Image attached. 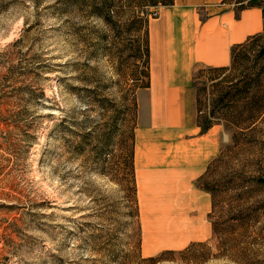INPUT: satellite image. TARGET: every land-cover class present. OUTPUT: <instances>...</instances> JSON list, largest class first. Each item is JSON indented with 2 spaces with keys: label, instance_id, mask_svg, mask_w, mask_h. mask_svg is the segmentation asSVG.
I'll list each match as a JSON object with an SVG mask.
<instances>
[{
  "label": "rangeland",
  "instance_id": "1",
  "mask_svg": "<svg viewBox=\"0 0 264 264\" xmlns=\"http://www.w3.org/2000/svg\"><path fill=\"white\" fill-rule=\"evenodd\" d=\"M164 1L0 0V264H264V114L237 143L219 124L221 153L201 177L215 197L197 184L207 216L198 195L186 224L142 214L137 90ZM258 43L226 85L264 69V32ZM212 76L196 85L213 105Z\"/></svg>",
  "mask_w": 264,
  "mask_h": 264
},
{
  "label": "crops",
  "instance_id": "2",
  "mask_svg": "<svg viewBox=\"0 0 264 264\" xmlns=\"http://www.w3.org/2000/svg\"><path fill=\"white\" fill-rule=\"evenodd\" d=\"M262 31V7L232 0H173L149 22L148 74L137 90L133 154L144 216L175 208L179 214L165 211L154 219L186 224L194 218L188 210L197 195L203 198L198 218L207 216L211 196L197 182L221 153L223 127L199 125L194 76L200 68L229 65L232 48ZM174 202L180 206H170Z\"/></svg>",
  "mask_w": 264,
  "mask_h": 264
},
{
  "label": "trees",
  "instance_id": "3",
  "mask_svg": "<svg viewBox=\"0 0 264 264\" xmlns=\"http://www.w3.org/2000/svg\"><path fill=\"white\" fill-rule=\"evenodd\" d=\"M254 1L255 0H248V3H246L247 1L239 0L237 3H240L242 7L245 5H257ZM164 2V4H170L173 0H165ZM263 32L264 31L251 36L243 43L235 45L231 50V63L229 65L205 67L197 70L194 76V85L197 91V121L203 130L209 129L214 124L222 123L225 129L232 132V140L237 143L239 136L243 135L244 130L251 128L264 114V69L255 71L251 66L246 67L243 70L242 76H238L239 78L237 77L238 81L233 82V79H231V83L228 85L225 84L227 76H222L228 70H232L236 66L242 55L243 49H246L247 53L254 51V47L258 46ZM258 55L261 59L264 58V47L260 49ZM250 60L251 55L247 58L246 62L249 63ZM207 72L215 73V76L211 77L214 81L212 87L217 90V93H215L216 90L213 92L215 94L212 100L213 105L211 102L206 103V101L201 98V90L205 91L207 88L199 89L196 85L197 75ZM232 126L236 128L241 126L240 129L242 130H233ZM216 159L214 161H216ZM214 161L207 167V171L210 170ZM201 177L198 179L197 183L210 191L215 197V191H217L216 186H208L209 183L203 184L201 182ZM214 208L215 204L212 203V210Z\"/></svg>",
  "mask_w": 264,
  "mask_h": 264
},
{
  "label": "built area",
  "instance_id": "4",
  "mask_svg": "<svg viewBox=\"0 0 264 264\" xmlns=\"http://www.w3.org/2000/svg\"><path fill=\"white\" fill-rule=\"evenodd\" d=\"M152 15H153L154 17H157V16H158V11H157V10H154L153 13H152Z\"/></svg>",
  "mask_w": 264,
  "mask_h": 264
}]
</instances>
